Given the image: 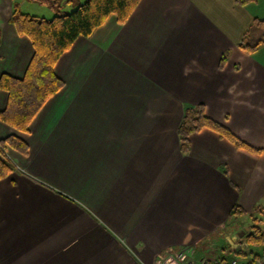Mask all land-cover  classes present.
Masks as SVG:
<instances>
[{
	"label": "crops",
	"instance_id": "crops-1",
	"mask_svg": "<svg viewBox=\"0 0 264 264\" xmlns=\"http://www.w3.org/2000/svg\"><path fill=\"white\" fill-rule=\"evenodd\" d=\"M5 5L0 77L22 78L34 49ZM258 6L140 0L125 23L110 16L79 37L29 131L0 120V141L28 145L11 149L0 181V264H157L183 246L193 264L217 258L209 244L220 247L234 207L248 215L264 200V55L238 47L264 19ZM7 101L0 89L1 110ZM195 105L263 152L205 129L184 154L178 127Z\"/></svg>",
	"mask_w": 264,
	"mask_h": 264
},
{
	"label": "trees",
	"instance_id": "trees-1",
	"mask_svg": "<svg viewBox=\"0 0 264 264\" xmlns=\"http://www.w3.org/2000/svg\"><path fill=\"white\" fill-rule=\"evenodd\" d=\"M31 1L47 5L53 10L58 6L57 0ZM139 1L85 0L79 2L73 12L58 14L51 19L23 14L16 4L10 21L20 36H26L31 41L34 54L22 78L6 73L1 75L0 89L7 92L8 101L6 107L3 110L0 109V120L18 132L27 133L33 119L45 103L65 84L55 71L61 56L79 37H90L110 16H114L119 23H125ZM256 1L237 0V3L245 6ZM262 45H264V19L254 18L244 31L238 47L246 53L253 54ZM205 129L217 133L236 148L255 153L263 152L262 149L254 148L246 143L225 125L209 117L203 105H195L184 109L178 127L180 148L184 154L191 149V137ZM0 145L5 147L4 150L0 148V181H2L15 170L14 162L6 155V148L9 146L15 151L27 154L28 145L17 135H10L1 140ZM244 212L239 205L234 207L226 225L231 227L232 220L243 215ZM253 221L255 225L241 238L249 247L248 250L243 251L239 248L230 250L226 247L222 250L223 253L233 252V257L226 258L223 254H219L216 258L208 254L201 258L200 264H230L232 260L237 259V255L243 254H252V262L264 259V232L259 226L261 220L254 218ZM252 248H257L259 252L254 253Z\"/></svg>",
	"mask_w": 264,
	"mask_h": 264
},
{
	"label": "rangeland",
	"instance_id": "rangeland-1",
	"mask_svg": "<svg viewBox=\"0 0 264 264\" xmlns=\"http://www.w3.org/2000/svg\"><path fill=\"white\" fill-rule=\"evenodd\" d=\"M10 1V12L11 15L13 14L14 11V7L17 4L19 11L23 14H28L30 16H35V17H40V18H47V19H51L53 18L55 15L58 14H67V13H71L74 11V9L76 8L77 4L79 2H84L85 0H57L58 1V6L55 10H53L52 8L48 7L47 5H43V4H39L37 2L31 1V0H8ZM256 2L259 3L258 9L257 11H259V14H262V12L264 11V0H257ZM253 2V3H256ZM252 3V4H253ZM5 0H0V12H2V14H5L3 10V7H5ZM255 11V10H254ZM264 52V48H259L258 52H255L254 54H256V56L259 58L261 57V55L263 56ZM0 148L2 150H4L0 145ZM9 149V150H8ZM11 149L9 146L6 148V155L9 156V158H11L12 160V156H11ZM13 161V160H12ZM254 218H258L261 220L259 226L261 227V229L264 232V200L259 203L255 209L252 211V213L249 215L245 214V215H241L238 216L237 218L232 220V226H225L220 232L221 239L222 242L220 243V247H214L213 243L209 244V251H214L215 248H217V256L219 254H223V256H225L226 258H231L234 256L233 252L227 251L226 253H223V249L226 247H229V249H241L243 251H245L246 249L248 250L249 247L247 246V244H245L244 240H241L242 237L245 236V234L247 232H249L252 228V226L255 225V222L253 221ZM234 221H236L237 223H234ZM208 246V245H207ZM252 250L254 251V253L259 252V250L257 248H252ZM193 254V252H190ZM253 255H237L236 258L244 263V264H264V259H262L261 261L256 260L255 262H252V257ZM201 255H196V258L199 259L197 261V264H200V260H201ZM230 260V259H229Z\"/></svg>",
	"mask_w": 264,
	"mask_h": 264
},
{
	"label": "built area",
	"instance_id": "built-area-1",
	"mask_svg": "<svg viewBox=\"0 0 264 264\" xmlns=\"http://www.w3.org/2000/svg\"><path fill=\"white\" fill-rule=\"evenodd\" d=\"M191 250L186 247H180L179 249H174L169 251V254L161 259L157 264H193L188 260ZM230 264H244L237 259H234Z\"/></svg>",
	"mask_w": 264,
	"mask_h": 264
}]
</instances>
